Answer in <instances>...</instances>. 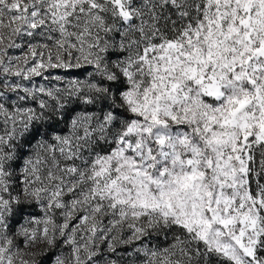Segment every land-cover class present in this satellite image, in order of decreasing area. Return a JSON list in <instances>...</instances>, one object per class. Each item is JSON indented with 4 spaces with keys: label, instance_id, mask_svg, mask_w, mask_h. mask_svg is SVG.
<instances>
[{
    "label": "snow or ice",
    "instance_id": "6c2138e0",
    "mask_svg": "<svg viewBox=\"0 0 264 264\" xmlns=\"http://www.w3.org/2000/svg\"><path fill=\"white\" fill-rule=\"evenodd\" d=\"M0 264H264V0H0Z\"/></svg>",
    "mask_w": 264,
    "mask_h": 264
}]
</instances>
